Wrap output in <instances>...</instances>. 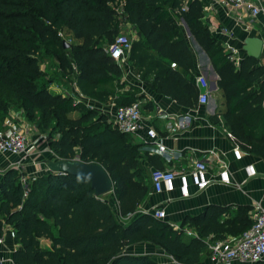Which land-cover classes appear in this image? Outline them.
Masks as SVG:
<instances>
[{"label": "trees", "instance_id": "1", "mask_svg": "<svg viewBox=\"0 0 264 264\" xmlns=\"http://www.w3.org/2000/svg\"><path fill=\"white\" fill-rule=\"evenodd\" d=\"M111 1L0 0V127L10 108L22 109L30 121L37 115L38 126L50 128L51 134L58 131L48 141L58 158L78 154L81 162L98 163L107 171L116 204L111 207L105 194L95 195L90 181L70 174L43 173L24 186L20 178L25 171L7 168L0 176V235L10 227L18 244L13 264H158L149 255L125 253L138 243L157 245L181 264H198L205 237L239 236L253 223L250 208L242 205L235 210L208 205L186 216L182 225L189 223L201 237L187 236L151 212L130 216L152 191L151 183L144 182L141 157L158 169L161 163L74 93L53 92L39 65L41 49L54 52L62 71L74 67L77 89L95 98L113 94L118 106L130 105L142 90L129 84L132 92L110 91L123 71L105 48L126 24L137 33L128 64L144 74L143 85L191 108L199 93L195 54L181 19L217 75L211 120L222 121L241 146L263 159L264 69L249 56L238 64L231 59L203 22V0H123L121 14ZM63 31L76 41L68 48L58 37ZM9 98L16 106L6 105Z\"/></svg>", "mask_w": 264, "mask_h": 264}, {"label": "crops", "instance_id": "2", "mask_svg": "<svg viewBox=\"0 0 264 264\" xmlns=\"http://www.w3.org/2000/svg\"><path fill=\"white\" fill-rule=\"evenodd\" d=\"M205 2L203 22L209 29L211 34L216 37L225 50L231 47L235 50V57L241 61L247 57L243 49L244 42L247 38H259L262 41L261 53L258 59L259 64L264 69V12L256 18H252L250 14L243 9L229 12L221 5V0H203ZM261 6L264 9V0H261ZM223 29L227 30V34L223 33ZM198 51L202 56H195V75L203 74L210 83V94L216 92L217 87L212 89V81L214 78L210 70V62L199 47ZM200 49V50H199ZM239 61V62H240ZM262 79H264V74ZM143 98L140 101L141 109V125L143 126L142 133L145 129L152 127L156 130L159 136L164 137V143L167 147L183 152V159H179L176 163L184 166L190 165L195 159H204L212 166H216L217 161L213 160L206 152L213 150L218 153L221 159L227 163L229 170L230 184H219L213 182L205 190L197 191L194 186L190 187L191 196L189 198H181L178 190V181L174 182V190L155 193L150 190L148 196L140 204L135 214L143 212H151L154 207H161L165 210V221L171 225L179 226L182 230L189 229L196 233L198 237L201 235L194 231L192 226L187 223L182 225L186 216H194L199 214L208 205L228 206L230 210H235L239 205L248 206L250 219L253 218L258 207L264 208V159L251 153L245 146L241 149V158L236 159L233 156L232 150L236 145L235 140L228 136L229 130L224 126L222 121L213 122L210 116L214 115L217 108V103L214 94L210 95L209 102L205 106L199 107H184L176 103L174 100L164 95L155 93L152 90L143 89L141 92ZM161 114H166V118L158 117ZM184 115H189L191 121L180 129H177L175 139L168 132L170 127H173ZM249 147V145H248ZM44 154V155H43ZM37 156L38 164L36 166L27 164L23 171L27 172L29 178L33 175L47 173L43 168V156L49 153L44 152ZM43 155V156H42ZM150 157L158 158L163 169H170L176 164L169 163L161 155H150ZM9 157L8 160L4 158ZM0 176L9 168L10 162L16 158L11 156H0ZM147 156H142V165L149 169L155 168L153 163L149 162ZM5 160V161H4ZM144 161V162H143ZM253 165L255 176L247 177L245 166ZM215 177L217 174L215 173ZM128 216V218L130 217ZM125 220V218H123ZM122 219V220H123ZM123 220V221H124ZM10 234L6 231L4 235L3 256L6 260L11 259L12 252L18 248L14 236L11 233L6 240L5 235ZM8 234V235H9ZM211 236V235H209ZM214 236V235H212ZM215 237V236H214ZM207 238V237H205ZM147 243H138L126 248L133 249L135 252L125 253L142 254L143 245ZM148 245V244H147ZM204 260L200 261L207 264V253L205 249ZM4 264H13L6 261ZM259 264H264V261Z\"/></svg>", "mask_w": 264, "mask_h": 264}, {"label": "built area", "instance_id": "3", "mask_svg": "<svg viewBox=\"0 0 264 264\" xmlns=\"http://www.w3.org/2000/svg\"><path fill=\"white\" fill-rule=\"evenodd\" d=\"M221 5L229 12H234L238 9L246 10L252 18H256L264 12L261 6V0H221ZM121 14V12H118ZM131 32V31H130ZM223 33L227 34V30L223 29ZM132 40L124 33H119L114 40L105 48L111 58L120 66L123 71L121 80L131 85L139 86L143 90V85L139 84V73L132 70L128 64V56L131 50ZM231 59L238 64L239 58L235 57V50L230 46L225 50ZM172 68L177 65L172 62ZM126 76L132 80H126ZM194 83L197 86L199 93L195 107L205 106L209 102L210 83L203 74L194 76ZM76 94H72L77 100H82L83 95L77 93L76 83L72 87ZM84 101V100H83ZM85 102V101H84ZM86 103V102H85ZM87 104V103H86ZM111 121L114 126L121 132L129 134L135 142L141 145V152L150 155H161L169 163L176 164L170 169L153 168L150 174V183L152 191L162 193L165 191L174 190V182L178 181V190L181 198H189L191 196L190 187L194 186L197 191L205 190L213 182L219 184H230L229 170L227 163L221 159L218 153L213 150L206 152L213 160L217 161L216 166H212L204 159H195L188 165H180L176 163L179 159H183V152L169 148L164 143V137L159 136L156 130L148 127L143 131L141 125V109L140 102L136 101L130 105H114L110 112ZM166 114H161L158 117L166 118ZM191 117L184 115L179 118L178 122L173 127L168 129L172 134L171 139H175L177 129L189 124ZM36 128L31 121L25 116L22 109L10 108L8 114L4 117L0 127V156H11L16 158L10 162V167H15L18 170H24L27 164L36 166L39 154L44 152L49 153L50 159L42 164L43 169L50 172L47 163L49 161L59 160L48 147L49 138L43 134H37ZM228 136L232 137L236 145L232 150L233 156L240 159L242 151L235 137L228 132ZM247 177L255 176L254 166L249 164L244 168ZM215 173L217 176L215 177ZM37 175L33 174L30 180ZM29 179L28 175H23L20 180L24 186H27ZM26 195V191L24 196ZM156 219L164 220L166 212L161 207H154L151 211ZM251 227L239 236H227L225 238H217L208 236L205 238L207 264H258L264 261V208L258 207L254 214ZM173 226V225H172ZM175 230H179V226H173ZM187 236H197L196 233L189 229L183 230ZM4 235H0V264H4L6 260L3 256ZM172 261L170 264H176L173 256L169 257ZM178 264H181L178 262ZM203 264V263H198Z\"/></svg>", "mask_w": 264, "mask_h": 264}, {"label": "rangeland", "instance_id": "4", "mask_svg": "<svg viewBox=\"0 0 264 264\" xmlns=\"http://www.w3.org/2000/svg\"><path fill=\"white\" fill-rule=\"evenodd\" d=\"M110 6L113 9H115V11L121 12L122 8H123V0H113V1L110 2ZM178 22L182 26L184 34H185L186 39L188 41V44L192 48L195 56L196 57H198L199 55L202 56V53H200V51H198L197 46L194 45V43L192 42L191 37L187 36L185 28L182 25L181 19H179ZM130 30H129V27L126 24H123L121 26V29H120L119 33L126 34L128 36V38H131L132 41L134 40L136 42L137 33L133 32V30H131V32H132L131 33ZM58 37H59L60 40L65 41L70 46L76 42L75 40H73L72 36L69 33H67L66 31L59 32ZM66 55H67L68 58H70L69 50L66 51ZM39 65H40V68L43 70V72L45 74L43 79L46 82L49 83L50 89L53 92H55V93L56 92H60V93L72 92V93L76 94V91L72 88L74 80H75L74 79V77H75L74 67H73V69H67L65 71H62L60 69V65H59V61L57 59V56L54 54V52H49V51L45 50L44 48L41 49V52L39 54ZM143 75L144 74L139 73V76H138L139 79H140L139 84H142V85H143V82L141 81V76H143ZM126 80L130 81L132 79L128 78L126 76ZM122 82H123L122 80L121 81H117L116 85L114 87V90H110V91H112V93H115V92H120V93L132 92V91H129V84H131V83H125V82L122 83ZM142 88L145 89V90L148 89V88H146L145 85H143ZM106 89H108V88H106ZM148 90H150V89H148ZM77 93H80V94L83 95V99L82 100H84L87 103V105L90 107V109L94 110L98 116L105 115V117L107 118V122H112L111 121L110 112L112 111L113 106L117 105L113 101V94L101 95L99 98H97V97L95 98V97H91V95L88 92L87 93L83 92L80 88L77 89ZM136 96H137V98L135 100L139 99L141 101V99H142L141 97H143V96L140 95V94H137ZM15 102L16 101H15L14 98H9V100L7 101L6 105L10 104L11 106H13V105L16 106ZM0 113H1V110H0ZM72 116H76V113H74ZM37 117L38 116L35 115V117H34L35 120L31 121L32 125H34L35 128H36L35 132L37 134H43V135H45L48 138H50V137L54 138V137L58 136V134H57L58 131H56L55 133L51 134L50 133V131H51L50 128H44V127H42L40 125L38 126ZM77 152H78V149H77ZM43 157H44V159L42 160V163L45 162L46 160L48 161L50 159L49 154L48 155L46 154ZM0 159H2V158H0ZM4 159L8 160L9 157H6ZM71 160L81 162L78 154L75 155ZM143 167H144L143 168L144 169L143 170L144 182L150 184V174H151V170L152 169L147 168L145 165H143ZM26 175H27V172H26ZM25 180H27L26 177H25ZM30 181L31 180L29 178L27 180V182L29 183ZM111 194H112V191L109 192L108 194H105L103 197L107 198L109 200L110 206L114 208L116 206V204H115V201H114V199H113ZM6 231L10 232V234L8 233L9 235L8 234L5 235L6 240H7V238L9 236L11 237L12 231H11L10 227L5 226L4 232H6ZM42 244L45 245V246H49V242L46 241V240H42ZM3 248H5V247L3 246ZM143 248L144 249L142 250V252H141L142 254L141 255H149L154 260H156L158 262V264H170V263H172L171 259L169 258L172 255L166 253L159 246L153 245V244H148V245L144 244ZM126 251L132 252V253L135 252L131 248H129V250H126ZM204 255H205V253L203 254L202 260H204ZM201 263H203V262H201ZM176 264H178L177 260H176Z\"/></svg>", "mask_w": 264, "mask_h": 264}, {"label": "water", "instance_id": "5", "mask_svg": "<svg viewBox=\"0 0 264 264\" xmlns=\"http://www.w3.org/2000/svg\"><path fill=\"white\" fill-rule=\"evenodd\" d=\"M188 36H190L187 27L183 24ZM192 42L197 46L194 39ZM64 48H68L69 44L63 41ZM198 47V46H197ZM262 48V41L259 38H247L244 42L243 49L247 56L252 58H259ZM200 50V49H199ZM202 51V50H201ZM206 56V55H205ZM207 57V56H206ZM207 57V62H208ZM210 70L213 77H216V73L210 64ZM217 87L216 80L212 81V89ZM50 172L58 174H70L85 180L90 181V186L94 190L96 196H102L112 191L113 183L107 173V171L98 163H83L73 160L59 159L55 161H49L47 163Z\"/></svg>", "mask_w": 264, "mask_h": 264}]
</instances>
